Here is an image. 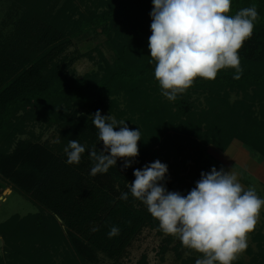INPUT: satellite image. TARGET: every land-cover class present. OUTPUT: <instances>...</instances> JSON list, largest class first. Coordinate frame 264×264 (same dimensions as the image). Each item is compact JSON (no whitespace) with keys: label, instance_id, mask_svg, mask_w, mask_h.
<instances>
[{"label":"trees","instance_id":"1","mask_svg":"<svg viewBox=\"0 0 264 264\" xmlns=\"http://www.w3.org/2000/svg\"><path fill=\"white\" fill-rule=\"evenodd\" d=\"M51 1L14 0L22 15L11 35H0V175L41 207L0 224L8 244V261L0 264H56L57 256L60 264L95 263L98 253L121 264L145 227L161 233L159 222L130 193L134 170L159 160L168 168L161 183L187 195L201 172L212 169L205 158L210 145L224 152L237 139L264 158V0H231L229 15L252 5L258 11L253 35L238 53L241 77L234 79L231 68L221 69L215 80L197 77L174 102L161 94L149 63L152 0H64L60 7ZM92 28L108 36L117 58L104 61L101 76L70 77L71 62L56 58L73 37ZM233 92L242 97L232 101ZM194 94L205 96V107ZM97 110L116 114L129 129L140 130L141 139L130 167L118 159L107 173L92 176L89 153L93 146L103 149L92 123ZM36 115L61 126L58 143L18 139L26 118ZM73 139L85 153L70 165L64 149ZM125 192L128 199H120ZM111 226L120 232L110 239ZM258 246L251 264H264L263 235Z\"/></svg>","mask_w":264,"mask_h":264},{"label":"clouds","instance_id":"2","mask_svg":"<svg viewBox=\"0 0 264 264\" xmlns=\"http://www.w3.org/2000/svg\"><path fill=\"white\" fill-rule=\"evenodd\" d=\"M151 36L148 38L149 63H154V77L161 94L169 101L193 86L197 77L215 80L221 69L242 75L239 50L252 35L258 11L255 5L234 15L231 0H152ZM103 149L93 146L90 174H104L124 159V168L139 155L140 130H131L124 120L100 111L92 116ZM119 130L117 131V127ZM64 152L66 163L79 164L85 146L73 139ZM167 165L159 160L134 170L135 180L128 184L132 197L141 201L159 222L165 235L178 238L184 248L202 256L195 264H232L237 253L248 247V234L255 230L264 199L254 186L245 189L235 171L201 172V178L187 195L168 191L161 183ZM120 199L127 200L128 193ZM111 226L108 237L119 235Z\"/></svg>","mask_w":264,"mask_h":264},{"label":"rangeland","instance_id":"3","mask_svg":"<svg viewBox=\"0 0 264 264\" xmlns=\"http://www.w3.org/2000/svg\"><path fill=\"white\" fill-rule=\"evenodd\" d=\"M98 1V0H94ZM64 0H52L51 3L57 7L63 5ZM79 0H75L78 3ZM91 4V0H89ZM105 7H101L100 10ZM22 8L19 2L14 0H0V35L8 37L14 29V21L22 15ZM117 58L113 44L108 36L102 33L101 28H92L76 37H73L72 44L66 51L57 57L56 61L62 60L71 62L66 71L70 77H82L86 74H103L104 61L113 63ZM241 94L232 93L231 100L240 99ZM120 109L126 108V101L123 95L117 97ZM193 99L201 108L205 107V96L194 94ZM105 114L115 117L116 114ZM85 113L88 110L83 111ZM61 126L57 122H49L47 118L41 116H31L26 118L24 133L18 139H32L34 141L46 142L55 145L60 140ZM244 148L240 160L236 162L235 157L226 151L222 152L210 145L206 159L210 161L211 168L219 167L227 171H235L239 182L245 189L254 186L257 195L264 199V158L257 152L250 150L239 140H234ZM41 207L34 204L24 196L11 183L0 175V224L8 220L13 215L25 216L28 213H36ZM61 223V220L58 219ZM62 227L65 226L62 224ZM259 235L264 236V208L261 209L258 222L253 232L248 234V247L246 250L237 253L239 264H251L252 260L260 251L258 246ZM8 244L0 233V263L8 261ZM248 249H251L250 253ZM202 254L186 249L181 241L171 235H165L162 231L145 227L128 248L127 253L118 260L121 264H195V261ZM56 264L61 263V257L54 258ZM115 261L103 253H98V260L95 263L87 262L82 264H113Z\"/></svg>","mask_w":264,"mask_h":264},{"label":"crops","instance_id":"4","mask_svg":"<svg viewBox=\"0 0 264 264\" xmlns=\"http://www.w3.org/2000/svg\"><path fill=\"white\" fill-rule=\"evenodd\" d=\"M244 147L242 145H239V143H237V141H233L228 149V152L230 153V155H232L233 157H235L236 162L237 160H240V156L241 153L243 152Z\"/></svg>","mask_w":264,"mask_h":264}]
</instances>
